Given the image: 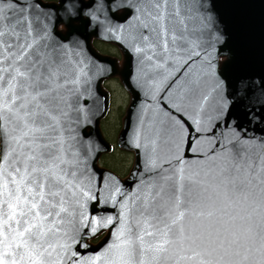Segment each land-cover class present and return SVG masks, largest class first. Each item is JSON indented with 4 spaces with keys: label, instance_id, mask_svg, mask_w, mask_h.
Segmentation results:
<instances>
[{
    "label": "snow or ice",
    "instance_id": "1",
    "mask_svg": "<svg viewBox=\"0 0 264 264\" xmlns=\"http://www.w3.org/2000/svg\"><path fill=\"white\" fill-rule=\"evenodd\" d=\"M108 8L124 10L126 23L135 18L142 40L152 37L148 47L160 51L146 55L149 61L178 49L189 57L203 51L201 61L207 59V67L214 69L210 57L217 44L234 39L241 53L251 46L256 8L264 47V0H135L134 5L108 0ZM42 41L44 33L34 35L27 17L13 19L0 10V264H81L72 260L76 253L69 240L75 235L63 242L53 239L60 231L57 225L72 215L66 207L72 186L61 167L66 163L60 126L67 72L56 49ZM227 70L228 64L220 69L217 87L227 82ZM200 88V79L191 78L176 107L201 110L207 95ZM242 88L250 90L246 78L237 81L234 95ZM247 115L251 119L253 113ZM179 120L195 133L183 114ZM139 211L147 213L146 224L155 223L134 240L119 234L112 246L113 264H131L136 252L139 264L146 259L148 264H264V154L254 157L237 150L203 176L180 172L171 185L148 191ZM78 224L95 231L96 221L89 225L83 213Z\"/></svg>",
    "mask_w": 264,
    "mask_h": 264
},
{
    "label": "water",
    "instance_id": "2",
    "mask_svg": "<svg viewBox=\"0 0 264 264\" xmlns=\"http://www.w3.org/2000/svg\"><path fill=\"white\" fill-rule=\"evenodd\" d=\"M128 3L134 5L135 0ZM90 4L94 6L84 7ZM0 10L13 19L27 17L33 34L43 32L42 42L55 48L64 61L67 75L62 78L67 83L62 90L66 93V103L60 136L66 163L61 167L72 186L69 191L73 195L66 204L72 215L57 225L60 231L53 239L63 242L75 235V240H69L71 251L76 253L72 260L86 264L99 257L96 264H113L112 246L118 243L119 234L134 240L138 232L155 223L149 220L146 224L147 213L141 215L139 211L145 194L162 185H171L178 173L185 177L203 176L233 157L237 150L254 157L264 154V47L259 35V8L252 10L257 26L251 46L241 53L234 39L217 44L210 57L214 69L207 67V59L201 61L203 51L200 56L189 57L187 51L178 49L166 58L153 56V60H147L146 55L160 49L149 48L152 37L142 40L143 29L137 20L133 18L126 23L125 11L113 12L108 8V0H59L58 3L0 0ZM62 24L65 32L59 29ZM93 38L115 43L125 57L120 76L132 100L118 145L135 154V164L127 179L99 165L101 155L112 149L100 128L109 104V93L102 84L118 73V67L116 59L103 55L93 46ZM137 48L142 51H136ZM220 57L227 59L220 64ZM188 64L192 67L181 78ZM225 64H228V80L217 87L219 71ZM194 77L200 79V92L207 95V101L201 110L188 107L184 111L183 106L176 105ZM241 78H246L250 90L245 92L242 88L239 95H234ZM249 112L253 113L251 119ZM181 114L196 128L195 133L180 122ZM80 213L89 225L96 221L95 231L78 224ZM105 221L106 226H101ZM104 231L107 235L99 244L88 243V239ZM140 259L139 252L134 253L131 264H139ZM64 264L72 261L65 260Z\"/></svg>",
    "mask_w": 264,
    "mask_h": 264
},
{
    "label": "rangeland",
    "instance_id": "3",
    "mask_svg": "<svg viewBox=\"0 0 264 264\" xmlns=\"http://www.w3.org/2000/svg\"><path fill=\"white\" fill-rule=\"evenodd\" d=\"M47 1L48 2H55V1H58V0H47ZM109 49L111 51H109ZM103 52H104V54H107V55H110V56H112L113 54H115V55H117L116 58L119 61L123 59V62H124L123 52H121V50L119 48L115 47V46H112L110 48V46L108 44H103ZM123 85L124 84H123L122 79H121V76H120V69H119L118 73L113 78L107 79L103 83V86L106 88V91L109 92L110 101H109L108 106L111 108L110 109L111 110V113L109 112V115H108L107 120L104 121V125H106V127L109 125L110 121H111L110 126L111 125H114V123L116 122L115 117H114L115 116L114 115V112H115V110L117 111V108L119 106H121L122 111H124V115L126 114V111H128V108L130 106V103H131L132 98H131V94L126 90V88ZM110 104H111V106H110ZM124 115H123V118H124ZM110 126H109V128L111 130V127ZM114 126H115V128H113V134H109L108 133V135H109L108 136V139L110 141L114 142L115 144H117L118 143L117 140L119 139V134H117V132L121 128H120L119 125L118 126L114 125ZM118 155L119 156L114 160V162H115L114 166L117 167V166L122 165L123 167H127L126 172L122 174L123 177H121V178L122 179L128 178L129 177V174H130V172L132 170V166H133V162H134V157L132 158L130 156L129 157V160L130 161L128 163H125L124 162L125 157H123L124 155H121V154H118ZM110 162H112V159H111ZM100 164H101V162H100Z\"/></svg>",
    "mask_w": 264,
    "mask_h": 264
},
{
    "label": "trees",
    "instance_id": "4",
    "mask_svg": "<svg viewBox=\"0 0 264 264\" xmlns=\"http://www.w3.org/2000/svg\"><path fill=\"white\" fill-rule=\"evenodd\" d=\"M47 1V0H46ZM62 28H63V30H65V27L64 26H62ZM103 44H108L109 46H110V48L112 47V46H115V47H117L116 45H114V44H112V43H100V42H98V41H95V47L100 51V52H102V53H104L103 52ZM109 51H111L110 49H109ZM113 57H117V55H115V54H113L112 55ZM223 60H224V58H220V61L221 62H223ZM123 64V59L122 60H120L119 61V65L121 66ZM106 89V88H105ZM110 106H111V104H110ZM121 108V106H119L118 108H117V111L115 110V112H114V117H115V120H116V122L114 123V125H116V126H120V130L117 132V134H120V132H121V130H122V127H123V123H124V119H125V116H126V114L124 115V111H122V108ZM111 108H109V111H108V113L105 115V117L101 120V125H100V127H101V131L103 132V134L105 135V137L107 138V140L113 145V148L111 149V151H109V152H107V153H104V154H102L101 155V157H100V162H101V164H102V166H103V168H106V169H108V170H110V171H112V172H114L115 174H117L120 178L121 177H123L122 176V174L123 173H125L126 172V170H127V167H123L122 165H120V166H114V164H115V162H114V160L119 156L118 154H121V155H124L123 157H125V160H124V162L125 163H128L130 160H129V157L131 156L132 158L134 157V160H135V155H134V152L133 151H127V150H124V149H122L120 146H118V144H115L114 142H112V141H110L109 139H108V133L109 134H113V128H115V126L114 125H111L110 126V124H111V121H110V123H109V125L106 127V125H104V121L105 120H107V118H108V115H109V112L111 113V110H110ZM114 109V108H113ZM126 113H127V111H126ZM123 115H124V118H123ZM113 121V120H112ZM109 126L111 127V130H110V128H109ZM122 126V127H121ZM111 132H110V131ZM117 131V130H116ZM118 141V140H117ZM111 159H112V162H110L111 161ZM133 161V160H132ZM118 164V163H117ZM133 166H134V162H133ZM133 166H132V168H133Z\"/></svg>",
    "mask_w": 264,
    "mask_h": 264
},
{
    "label": "flooded vegetation",
    "instance_id": "5",
    "mask_svg": "<svg viewBox=\"0 0 264 264\" xmlns=\"http://www.w3.org/2000/svg\"><path fill=\"white\" fill-rule=\"evenodd\" d=\"M61 27H62V26H61ZM61 27H59V29H60L61 31L65 32L66 29L63 30V28H61ZM95 41H97V40H96V39H93V44H94V46H95ZM98 42H100V43H108V42H103V41H98ZM105 55H107V54H105ZM109 56H110V55H109ZM111 57L117 60L116 57H113V56H111ZM117 67H118V63H117ZM118 69H119V67H118ZM113 77H114V76H113ZM113 77H111V78H113ZM109 79H110V78H109ZM107 88H108V87H107ZM106 234H107V232H105V233H101V234L97 235L95 238H91V239H89V240H88V243H89L90 245L96 246L97 244L100 243V241L103 240V238L106 236Z\"/></svg>",
    "mask_w": 264,
    "mask_h": 264
}]
</instances>
